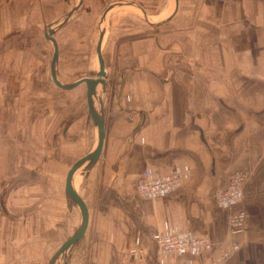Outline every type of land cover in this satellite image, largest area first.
Listing matches in <instances>:
<instances>
[{
  "label": "crops",
  "instance_id": "1",
  "mask_svg": "<svg viewBox=\"0 0 264 264\" xmlns=\"http://www.w3.org/2000/svg\"><path fill=\"white\" fill-rule=\"evenodd\" d=\"M48 2L0 0V264H49L56 251L50 253L43 241L52 228L49 215L34 231L31 215L42 205L34 210L31 190L15 188L18 178L31 177L34 133L41 136L38 162L49 163L44 125L52 50L44 33L55 18ZM106 2L99 0L100 9ZM181 5L178 0L176 13L153 38H123L131 30L119 24L120 17L112 21L117 25L110 30L109 51L117 47L124 70L112 78L103 149L80 192L89 223L68 250L66 264H211L217 246L160 263L155 234L167 227L190 228L216 244L227 241L229 210L217 206L214 192L226 186L230 173L247 172L244 197L264 193V0H184ZM66 22L53 35L58 61V30ZM80 25L74 32L85 41ZM143 52L163 54L167 65L160 63L168 75L149 71L158 60L139 63ZM144 168L188 174L168 194L143 198L136 186ZM80 177L81 172L75 174V187ZM244 197L234 207L245 210L244 231L237 236L242 245L228 264H264V237L246 231L256 222ZM67 205L77 227L79 210Z\"/></svg>",
  "mask_w": 264,
  "mask_h": 264
},
{
  "label": "rangeland",
  "instance_id": "2",
  "mask_svg": "<svg viewBox=\"0 0 264 264\" xmlns=\"http://www.w3.org/2000/svg\"><path fill=\"white\" fill-rule=\"evenodd\" d=\"M118 1L126 0H107L106 5L100 9L99 0H83V3L79 7L77 13L74 12L63 28L58 30V32L60 31L58 33L60 42L58 78L63 82H72V80H76L81 76H93L98 70L95 44L99 30L103 26L105 27L106 30L102 41V54L106 67V90L101 92L103 95L104 109L108 97H110V91H115V87H111L112 78H115L118 73H121V71L124 70L119 67L120 53L117 52V47L115 46L112 48L113 51H109V43L111 40L110 30L114 27V25H117L112 23V21L117 19V17H120L118 20L119 24H124V27L131 30V32L126 34L123 38H126V36L129 38L139 36L137 39L143 37L153 38L158 35V32L155 31H160L164 25L165 27L167 26L165 21L158 25H152L148 20H146L138 7L126 3H122L108 10L105 14L104 20L102 21L101 18L104 10L110 4ZM142 1L148 7V11H145L149 17L158 21L170 15L175 4V0ZM77 2L78 0H49V15L55 18L54 20H51L50 23L60 22L64 13ZM181 3L184 6V0H181ZM87 8L90 10L88 12H83V10ZM77 16L80 17L78 18ZM78 23L81 24L79 26L81 28L80 32L87 34L86 36H83V38L86 37L85 41H80V39L78 40L74 32V27H76V24ZM50 50H52L51 43ZM164 52H167L165 53L167 57L169 51L164 50ZM161 55L163 54L153 55L152 52H143L141 54L143 63L140 60H138V62L148 65L151 61L158 60L159 63L157 66L154 68H148L149 71H155L157 74L160 73V75L167 76L168 73L162 66V64H166L163 61L165 56L162 58ZM160 59L163 61L162 64L160 63ZM47 66H49V63ZM48 77L51 78L49 74V67ZM51 82L52 81L50 79V86L48 87L50 106L49 116L48 121H45L44 125L46 127L45 138L48 139L50 152L48 167H46L45 164L38 162L37 156L40 155L39 142L41 140V136L34 133L33 166L31 173H27V175L31 177H28L26 180L18 178L15 185L18 192L24 187L31 190L34 210L36 207L42 205L38 210L33 211L31 215L34 231H40V221L44 220V217L49 215V221H51L50 224L52 228L49 229L48 237L43 238V241L44 246H46V249H48L50 253L54 249H57V247H59L64 240L69 238L76 228L77 219L75 220L73 215L70 213V210L68 209L69 206L67 205V201L65 202L66 198H64L65 195L63 193V182L66 171L76 159L86 154L96 142L95 128L93 127L91 120L86 121L87 103L85 98V83H81L71 90H60L54 88L51 85ZM55 134H57L56 137ZM58 136L60 137L58 138ZM241 173H243L245 177H248L247 172ZM231 174L232 173H230L229 176ZM85 180L86 176H84L82 171L81 177L76 183V188L79 192H82L83 186L86 184ZM4 185L8 186V181H6ZM31 193L29 194V197L31 196ZM244 199L251 219L256 222L255 227H246V231L255 230L256 237H264V212L262 211L264 205V193L261 196L254 197L245 195ZM30 200L31 199H29V201ZM17 203L21 202L17 200ZM27 204H30V202H27ZM74 207L78 211V207ZM224 215L226 219L227 215ZM22 218L24 217H21V219ZM57 220H59V224L57 223ZM36 225H38L39 229L35 228ZM57 226L58 230L56 229ZM186 229L192 231L190 228ZM229 238L230 236L228 234V239ZM239 240L242 245V239ZM224 242L225 241H222L221 243H218V245L214 241L213 246H217L218 249L214 250L216 252L211 260V264H228L229 257L236 251L235 250L224 260H215V257L220 252ZM257 246L260 248L263 247V245ZM258 252L259 251L257 250L256 253ZM255 264L263 263L260 260H256Z\"/></svg>",
  "mask_w": 264,
  "mask_h": 264
},
{
  "label": "water",
  "instance_id": "3",
  "mask_svg": "<svg viewBox=\"0 0 264 264\" xmlns=\"http://www.w3.org/2000/svg\"><path fill=\"white\" fill-rule=\"evenodd\" d=\"M82 2L83 0H78V2L62 16L60 22L50 23L44 33L46 39H48L52 45V57L49 64V74L52 81L56 86L62 89H71L78 84L85 83L87 120H91L92 125L96 131L95 145L86 154L76 159L66 171L64 179V195L67 204L71 203L78 207L80 213V221L71 236L67 238L63 243H61V245H59V247L53 253L49 264H66L68 250L81 240L87 229L89 223L88 205L81 193L74 186V174L77 169H82L84 176H87L91 167L98 161L101 155L105 139L104 103L101 93L105 91L106 86V67L102 54V41L106 30L104 26L99 30V34L95 44V53L98 61V70L95 72V74L93 76H81L76 80L68 83L60 82L57 78L58 44L53 35L56 32L57 28L64 24L68 20V18L82 5ZM122 3L135 5L136 7H138L146 20H148L152 25H158L168 20L176 13L178 8V0H175L174 8L170 15H168L165 19L158 21L149 17L147 12L138 3L130 0L118 1L110 4L104 10L101 18L102 21L104 20L105 14L108 10Z\"/></svg>",
  "mask_w": 264,
  "mask_h": 264
},
{
  "label": "built area",
  "instance_id": "4",
  "mask_svg": "<svg viewBox=\"0 0 264 264\" xmlns=\"http://www.w3.org/2000/svg\"><path fill=\"white\" fill-rule=\"evenodd\" d=\"M187 174L186 169L179 168L165 174L158 173L151 168H144L136 191L143 198L161 197L180 187ZM245 181L246 177L243 173L234 172L229 176L226 186L214 192L213 197L217 206L229 210L228 234L230 238L222 244L220 252L215 257L217 261L228 258L240 247V240L236 237L244 231L245 210L234 207L243 201ZM155 242L160 263L170 257L185 253L200 255L210 251L214 244L207 236H199L190 230L178 227H167L163 231H158L155 234Z\"/></svg>",
  "mask_w": 264,
  "mask_h": 264
},
{
  "label": "bare ground",
  "instance_id": "5",
  "mask_svg": "<svg viewBox=\"0 0 264 264\" xmlns=\"http://www.w3.org/2000/svg\"><path fill=\"white\" fill-rule=\"evenodd\" d=\"M79 172H82V169H77L76 172H75V174L76 173H79ZM75 174H74V176H75Z\"/></svg>",
  "mask_w": 264,
  "mask_h": 264
}]
</instances>
